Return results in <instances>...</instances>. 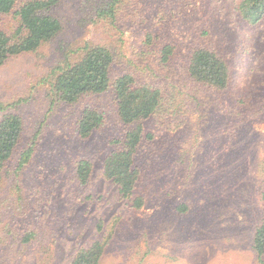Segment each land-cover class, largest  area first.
Returning <instances> with one entry per match:
<instances>
[{"label": "rangeland", "instance_id": "1", "mask_svg": "<svg viewBox=\"0 0 264 264\" xmlns=\"http://www.w3.org/2000/svg\"><path fill=\"white\" fill-rule=\"evenodd\" d=\"M241 1L127 0L111 21L99 14L107 0H58L60 33L0 66V102L9 105L0 119L14 112L24 121L0 185V264H71L108 232L100 264H262L253 239L264 220V17L247 22ZM0 26L15 33L20 23L12 12ZM96 44L114 52L113 80L130 71L184 98L181 126L145 123L152 138L138 158L136 189L145 203L133 210L103 173L110 141L122 134L111 89L50 109L52 70ZM166 45L173 53L165 60ZM200 46L229 55L225 89L187 71ZM85 108L105 112L106 122L81 139ZM37 131L35 156L17 174L18 155ZM81 157L94 161L83 185L75 178Z\"/></svg>", "mask_w": 264, "mask_h": 264}, {"label": "trees", "instance_id": "2", "mask_svg": "<svg viewBox=\"0 0 264 264\" xmlns=\"http://www.w3.org/2000/svg\"><path fill=\"white\" fill-rule=\"evenodd\" d=\"M125 1L107 0L99 14L114 21ZM57 3L58 0H0V16L14 12L20 23L19 31L15 33L0 26V66L11 56L36 51L60 33L61 21L53 14V7ZM238 9L247 22L257 25L264 17V0H242ZM81 49L83 54L79 59L72 61L66 58L50 73V109L60 102L75 104L85 95L102 94L111 89L122 134L110 141L114 148L104 157L103 173L117 185L119 195L127 199L128 210L140 208L145 199L136 193L142 172L138 158L148 138H152L150 132H145V123L156 118L162 124L181 126L184 120V98L178 93L167 94L161 86L138 80L136 74L130 71L113 80L111 69L116 58L106 45H85ZM163 51L165 60L173 53L169 45ZM230 68L229 55H221L214 48L200 46L192 52L187 71L206 85L225 89L231 79ZM8 106L0 102V109L6 110ZM105 122V112L85 108L76 123L78 136L88 139ZM23 129V118L17 113L7 112L0 119V185L22 138ZM38 139L39 131L20 151L14 168L17 174L34 158ZM93 169L92 159L78 158L75 161V178L78 183H88ZM262 195L264 198V190ZM114 221H119L118 216L114 217ZM112 225L114 227L116 224ZM112 229L115 231V228ZM112 237V232H108L102 239H96L80 248L71 264H100ZM253 247L259 262L264 264V220L255 230Z\"/></svg>", "mask_w": 264, "mask_h": 264}]
</instances>
